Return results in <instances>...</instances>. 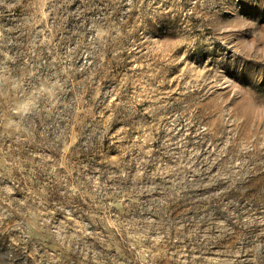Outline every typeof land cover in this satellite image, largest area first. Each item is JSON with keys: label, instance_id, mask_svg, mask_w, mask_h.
Instances as JSON below:
<instances>
[{"label": "rangeland", "instance_id": "rangeland-1", "mask_svg": "<svg viewBox=\"0 0 264 264\" xmlns=\"http://www.w3.org/2000/svg\"><path fill=\"white\" fill-rule=\"evenodd\" d=\"M0 264H264V0H0Z\"/></svg>", "mask_w": 264, "mask_h": 264}, {"label": "clouds", "instance_id": "clouds-1", "mask_svg": "<svg viewBox=\"0 0 264 264\" xmlns=\"http://www.w3.org/2000/svg\"><path fill=\"white\" fill-rule=\"evenodd\" d=\"M56 94V87L54 85H41L34 93H30L33 97L30 102L18 105L14 111L17 112V115H30L39 106V100L36 97L47 96L49 99H52Z\"/></svg>", "mask_w": 264, "mask_h": 264}]
</instances>
